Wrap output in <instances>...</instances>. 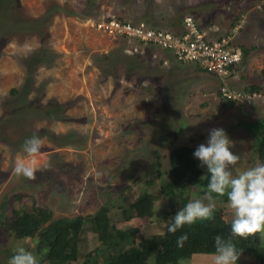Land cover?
<instances>
[{"label": "rangeland", "instance_id": "obj_1", "mask_svg": "<svg viewBox=\"0 0 264 264\" xmlns=\"http://www.w3.org/2000/svg\"><path fill=\"white\" fill-rule=\"evenodd\" d=\"M256 2L17 0L0 12V264H7L19 243L45 263L34 244L14 240L3 229L14 210L31 207V196L57 218L86 217L106 206L111 225L136 228L138 240L159 243L178 208L204 197L200 186L190 187L174 205L173 194L160 192L171 178L168 154L173 148L195 150L209 129L222 127L234 142L231 150L241 156L240 167L258 160L254 144L257 134L264 133V102L226 104L214 76L209 79L194 65L175 62L164 50L109 36L94 26L98 16L113 15L177 31L183 18L191 16L199 26H216L224 35L245 15L235 39L246 51L238 73L245 85L239 81L231 87L247 91L264 77V10H256ZM52 104L60 109L48 112ZM33 135L41 139V149L29 155L21 146ZM21 158L34 161L33 178L14 173ZM144 194L153 198L154 211L151 217L138 218L129 206ZM215 211L231 220V210L220 197ZM97 230L107 232L106 224ZM81 239L82 263L107 260L86 225ZM260 242L264 245V232ZM177 264L211 261L209 255L196 254ZM243 264L258 262L246 256Z\"/></svg>", "mask_w": 264, "mask_h": 264}, {"label": "trees", "instance_id": "obj_2", "mask_svg": "<svg viewBox=\"0 0 264 264\" xmlns=\"http://www.w3.org/2000/svg\"><path fill=\"white\" fill-rule=\"evenodd\" d=\"M15 4L17 5V0H8V3L0 5V12L6 11L11 5L15 6ZM108 18H114L132 25L143 23V19L133 23L123 16L110 15ZM37 24L35 23L34 27ZM172 29L171 26L169 30H165L173 33L178 32ZM243 54L246 55L245 50H243ZM263 80L259 84L251 85L247 92L261 89L264 85ZM11 93H17V90L13 89ZM224 102L229 105L232 103L226 100ZM54 106V104L48 105V112L56 111L57 108L60 109ZM239 106L246 107L244 105ZM50 116L55 117L56 115L51 114ZM258 122L263 124L261 121ZM177 132L176 130L174 133L167 134V136L172 137ZM255 142L257 158L259 161L264 162V133L259 136L257 134ZM193 151V148L183 145L173 148L168 154L171 178L164 187H161L160 192L167 197L173 194L174 205L178 203V197L183 195L185 190H189L190 187L200 186L202 188L201 192L205 193L206 175L202 174V170L196 165L195 157L192 155ZM220 198L227 202L226 196ZM31 202V207L28 210L24 207L14 210L13 217L3 222V229L14 240L34 244L35 252L44 255V264H76L77 262L85 264L86 261L82 263V259H80L82 258L80 255L81 233L84 225L97 236V240L101 245L99 252L107 255V258H105L107 260H104L102 264H177L179 260L188 259L196 254L208 255L214 251L213 237L218 233L224 236L230 233V221L228 222L223 218L221 211H215L211 219L186 224L174 233H169L166 228L160 236L159 243H157L154 238L138 240L136 228H118L114 224L111 225L106 206L86 217L57 218L53 216L51 209L40 206L34 196H31ZM129 207L136 213L138 218L151 217L154 211L153 198L146 194L140 195ZM102 223L106 224L107 227V232L103 234L98 233L97 230V225ZM182 233L187 234V239L183 242V246L178 247L176 239ZM235 243L243 250L237 264H243L246 256L255 258L258 264H264V245L260 242V232L251 234L247 238H236ZM128 244H131V246L122 249V246ZM117 247L121 249V252L114 259L110 258L111 253L116 252ZM40 264L43 263L40 261Z\"/></svg>", "mask_w": 264, "mask_h": 264}, {"label": "clouds", "instance_id": "obj_3", "mask_svg": "<svg viewBox=\"0 0 264 264\" xmlns=\"http://www.w3.org/2000/svg\"><path fill=\"white\" fill-rule=\"evenodd\" d=\"M256 102L264 100H257L251 105ZM233 143L222 127L208 130L205 142L200 143L192 153L199 166L206 170L204 197L188 200L166 224L167 231L174 233L186 224L211 219L216 210L217 197L226 196L232 213L230 233L227 236L218 233L213 237L214 251L208 254L211 264H237L243 250L237 246L235 239L264 232V162L257 160L252 166L240 167L238 161L241 156L231 150ZM21 147L26 154H36L41 149V139L33 135L26 138ZM13 171L17 176L33 178L36 172L34 161L21 158L15 162ZM186 239V233L179 235L177 246H183ZM7 264H40V259L19 243L13 248Z\"/></svg>", "mask_w": 264, "mask_h": 264}, {"label": "built area", "instance_id": "obj_4", "mask_svg": "<svg viewBox=\"0 0 264 264\" xmlns=\"http://www.w3.org/2000/svg\"><path fill=\"white\" fill-rule=\"evenodd\" d=\"M255 9L264 10V0H258ZM108 17L98 16L94 26L109 36L129 38L157 47L168 52L175 62L194 65L198 70L214 76L222 100L245 106L264 100V85L253 92L236 90L229 85L234 69L243 59V51L235 44V39L244 25L245 15L239 16L230 32L213 40L206 37L191 16L183 18L181 30L177 33L147 27L143 23L132 25Z\"/></svg>", "mask_w": 264, "mask_h": 264}, {"label": "crops", "instance_id": "obj_5", "mask_svg": "<svg viewBox=\"0 0 264 264\" xmlns=\"http://www.w3.org/2000/svg\"><path fill=\"white\" fill-rule=\"evenodd\" d=\"M181 27V26H180ZM200 27V29L205 33V35H206V37L208 38V39H211V40H213V39H217V38H220V37H222L223 36V34H221L220 32H219V29H218V27H216V26H211V28L209 29V30H207V27L208 26H204V27H201V26H199ZM213 28V29H212ZM179 30H181V28H179ZM179 30H177V31H179ZM207 30V31H206ZM225 35V34H224ZM168 53V52H167ZM242 65V61H241V63H239L237 66H236V68L234 69V72H233V75H232V77L229 79V85L230 86H236V84L235 83H237V82H239L240 81V78H238V73H239V71L241 70V66ZM239 68H240V70H239ZM204 75H208V74H206V73H204ZM209 76V79H210V77H212L211 75H208ZM214 78V77H213ZM264 78V77H263ZM262 78V79H263ZM231 81H232V83H231ZM234 81V82H233ZM242 81H240V83H241ZM244 85H245V83L244 82H242ZM242 91V90H241Z\"/></svg>", "mask_w": 264, "mask_h": 264}]
</instances>
